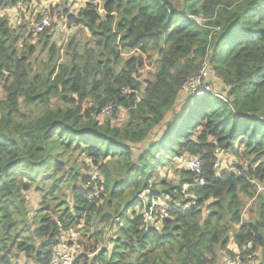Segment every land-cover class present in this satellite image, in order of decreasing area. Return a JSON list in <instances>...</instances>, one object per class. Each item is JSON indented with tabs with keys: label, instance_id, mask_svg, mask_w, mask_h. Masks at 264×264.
I'll list each match as a JSON object with an SVG mask.
<instances>
[{
	"label": "trees",
	"instance_id": "1",
	"mask_svg": "<svg viewBox=\"0 0 264 264\" xmlns=\"http://www.w3.org/2000/svg\"><path fill=\"white\" fill-rule=\"evenodd\" d=\"M42 1L0 0V10ZM101 1L103 13L88 4L58 15L83 39L74 35L62 52L46 28L41 59L34 44L19 48L33 32L21 38L0 14V264H16L20 253L51 264L64 234L86 237L97 217L115 227L113 248L95 232L76 264H220L235 257L232 240L245 264H264V0ZM205 64L228 102L182 99ZM120 112L127 120L115 124ZM219 152L247 165L217 170ZM75 153L102 175L100 200H87L91 178L75 170ZM186 158L200 160L201 175L182 167ZM175 159L180 183L159 180ZM32 189L44 200L34 220L25 195ZM145 191L170 206V217L151 227L137 210ZM244 197L257 205L252 222L243 219Z\"/></svg>",
	"mask_w": 264,
	"mask_h": 264
},
{
	"label": "rangeland",
	"instance_id": "2",
	"mask_svg": "<svg viewBox=\"0 0 264 264\" xmlns=\"http://www.w3.org/2000/svg\"><path fill=\"white\" fill-rule=\"evenodd\" d=\"M101 0H43L40 3H29L23 6H18L17 8H12V9H5V10H0V14L5 16L7 20H9L10 25L12 26L13 29H15L17 34H21V38L27 39L29 36V32L32 31V38L33 40H27L23 42V39H21L19 48L25 46V44H34L36 47V55L34 58H45L47 56V52L42 51V44L37 43L39 40V34L37 32V26L34 27V24H36V19L41 17L44 18L45 16H48L49 19L52 21V26L49 27V33L53 35L54 41L57 43V47H59L62 52L65 51L66 48V43L73 37L74 35L77 36V40L81 41L83 39V35L80 32V28L76 26L75 24H70L71 26L69 27L68 31L66 28L59 29V27L55 26V24H60L61 19L58 17V15H63L67 16L68 13H74V14H79L84 8L87 7L88 4H93L97 6L100 10L101 13H103V8L101 4ZM40 19V20H41ZM39 20V21H40ZM37 22V24L39 23ZM200 21V20H199ZM63 22V21H62ZM36 24V25H37ZM62 24V23H61ZM62 26H64L62 24ZM45 30V29H44ZM28 32V34H27ZM148 57H145L144 59L146 60ZM156 59L157 57H152L150 60H147L148 63L146 64L145 68L141 71L142 75V80L149 79L155 68H156ZM214 74V73H213ZM214 78H211L213 80ZM212 88L215 92L218 93H225L226 89L225 86L221 83V81L213 80L212 83ZM4 98V92L2 87H0V99ZM53 104L55 103V100L52 101ZM85 105V104H84ZM86 106H89V104H86ZM118 116V117H117ZM115 124H121L126 122L127 117L125 112L124 113H119L116 115V118H114ZM218 158V167L216 168L217 170L223 171V170H228V171H233V166L234 163L237 162L238 165H247V162L244 161H239L233 154L226 153V152H219L217 154ZM77 159V166H75V170L78 172H81L82 174H91V169L87 168L82 164V157L79 156V154L75 153L73 157V161ZM178 159H175V162L173 164V167H168V166H163L159 169L158 171V176L159 180H164V181H170L173 184L178 185L180 183V180L182 179L181 174L178 172L181 170V163L179 165ZM90 162V161H88ZM159 189H162V187H159ZM64 197L66 200H70L71 197V190L68 186L64 187ZM264 191V184L258 185V193H261ZM26 198L29 202V211H30V218L35 219L36 214L38 213L39 210L44 209V205L42 202L44 201L42 199V196L40 193L36 192L35 189H32L30 192L25 193ZM244 202L246 204L244 210H243V219L245 222H252L257 219L258 216V209L255 201L244 197ZM141 210L140 212L145 214V209H139ZM139 212V213H140ZM145 216V215H144ZM93 226L90 228L88 235L86 237H83L81 235H78V233L75 232H70L67 234H64L63 238L61 240L63 241H73V245L75 246L76 249H74L75 254H79V250L84 251L82 247V243H88L90 236L93 235V233L102 231L104 236L106 237V244L104 243L105 247H108V249L112 250L113 244L108 242V240L115 238V227L111 226H106L102 223H100V217H97L93 220ZM82 228V227H81ZM80 228V229H81ZM238 228V227H235ZM77 236H76V235ZM75 235V236H73ZM62 241V242H63ZM61 243V242H60ZM235 243L233 240L230 243L229 249L234 252L235 257L231 256H225L220 264H225V260L229 257L232 259H235L238 257L241 259V251L237 249L238 251L236 252L233 248H235ZM238 248V247H237ZM254 257L256 259H260V254L259 252L254 253ZM16 264H33L32 261H27L25 256L23 254H19L18 257L15 259ZM255 263H257L255 261ZM245 264V263H244Z\"/></svg>",
	"mask_w": 264,
	"mask_h": 264
},
{
	"label": "built area",
	"instance_id": "3",
	"mask_svg": "<svg viewBox=\"0 0 264 264\" xmlns=\"http://www.w3.org/2000/svg\"><path fill=\"white\" fill-rule=\"evenodd\" d=\"M50 19L48 16L42 18V20L37 24L36 33H42L44 29L51 27L52 19ZM65 22L66 21L64 20L63 23ZM60 27H62L63 29L66 28V30L68 31L66 25H61ZM211 78H214L213 80L219 81V78L211 71L209 64H205V66L196 76L192 77L184 84L181 91L182 98L190 99L191 97L193 98L195 96L212 94L216 98H220L225 102H228L226 93H218L211 89L213 87V80H211ZM182 167L192 170L198 175H201L202 167L200 160L197 158H186L182 163ZM95 171H92L91 174H89V177L91 179L86 187L88 191L87 200L90 202L100 200L103 191V188H101L99 185L103 183V177L98 171ZM198 182L200 185H204L203 179H199ZM140 199L144 204V223L147 226L149 225V223H151L152 226L154 224L158 225L163 220L170 217V206L165 199L150 200L146 191L140 195ZM73 244V241H63L59 243L58 246L54 248L51 264H76L79 254H75L74 249L76 248ZM225 264H244V262L239 258L232 259L231 257H229L225 260Z\"/></svg>",
	"mask_w": 264,
	"mask_h": 264
},
{
	"label": "crops",
	"instance_id": "4",
	"mask_svg": "<svg viewBox=\"0 0 264 264\" xmlns=\"http://www.w3.org/2000/svg\"><path fill=\"white\" fill-rule=\"evenodd\" d=\"M183 99V98H182ZM185 104V103H184ZM171 118V116L169 117ZM170 120V119H169ZM168 125V124H167ZM167 125L166 126H163L162 128H160L159 130H156L155 131V135H158L159 137L161 136V134L167 129ZM236 252L238 251L237 249V246L235 245V248H233Z\"/></svg>",
	"mask_w": 264,
	"mask_h": 264
},
{
	"label": "water",
	"instance_id": "5",
	"mask_svg": "<svg viewBox=\"0 0 264 264\" xmlns=\"http://www.w3.org/2000/svg\"><path fill=\"white\" fill-rule=\"evenodd\" d=\"M149 227H151L152 226V224L151 223H149V225H148Z\"/></svg>",
	"mask_w": 264,
	"mask_h": 264
}]
</instances>
